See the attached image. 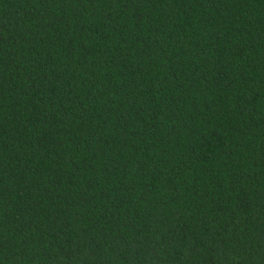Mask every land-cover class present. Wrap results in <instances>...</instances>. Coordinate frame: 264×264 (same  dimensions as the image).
<instances>
[{
    "label": "trees",
    "instance_id": "1",
    "mask_svg": "<svg viewBox=\"0 0 264 264\" xmlns=\"http://www.w3.org/2000/svg\"><path fill=\"white\" fill-rule=\"evenodd\" d=\"M0 264H264V0H0Z\"/></svg>",
    "mask_w": 264,
    "mask_h": 264
}]
</instances>
